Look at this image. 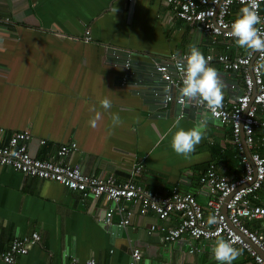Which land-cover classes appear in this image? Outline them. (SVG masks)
Segmentation results:
<instances>
[{
	"label": "crops",
	"instance_id": "obj_1",
	"mask_svg": "<svg viewBox=\"0 0 264 264\" xmlns=\"http://www.w3.org/2000/svg\"><path fill=\"white\" fill-rule=\"evenodd\" d=\"M0 15L9 19L0 28L1 144L28 130L30 156L49 159L59 146L75 143L68 159L54 160L88 175L113 176L117 183L132 178L160 196L177 187L203 207L209 196L199 177L209 164L227 178L242 175L228 126L202 110L186 107L181 113L174 104L163 106L154 64H168L193 44L202 53L221 54L222 44L211 45L161 0H0ZM114 49L132 56V77L124 86L119 71L111 70ZM210 66L227 93L233 74L216 62ZM104 98L112 103L109 110L101 106ZM97 113L101 119L93 128L89 122ZM114 114L122 121L115 127ZM205 119V136L195 152L188 158L177 155L171 147L175 132ZM137 166L141 169L134 175ZM109 206L102 198L82 197L0 166L1 249L36 232L39 241L19 264H65L71 256L130 264L132 248L142 253L139 264H218L212 256L215 241L167 244L161 233L149 232L157 223L155 214L141 215L137 206L127 205L134 207L130 226L119 227L117 215L106 224ZM176 224L173 216L168 226ZM0 264H5L1 258ZM233 264L254 263L243 252Z\"/></svg>",
	"mask_w": 264,
	"mask_h": 264
},
{
	"label": "built area",
	"instance_id": "obj_2",
	"mask_svg": "<svg viewBox=\"0 0 264 264\" xmlns=\"http://www.w3.org/2000/svg\"><path fill=\"white\" fill-rule=\"evenodd\" d=\"M161 1L173 10L178 20L198 28L211 45L222 44L221 54H203L206 58L212 57L210 64L216 62L224 73L234 76L227 93H224L223 108L211 117L204 104L193 101L187 107L205 111L212 120L230 128L242 175L227 178L219 174L213 164H209L199 177L200 185L207 187L209 196L206 207H203L192 194H183L177 187L169 195L160 196L146 190L132 178L117 183L113 176L88 175L77 166L54 160L68 159L77 148L75 143L59 146L49 159L34 158L28 152L31 139L28 130L14 132L6 143H0V166L26 177L57 183L82 197L104 199L110 205L105 211L106 224H110L113 216L117 215L119 227L130 226L134 207L127 205L137 206L141 215L147 212L155 214L157 223L150 226L149 232L161 233L163 242L167 244L185 239L190 244L196 241L216 242L219 238L234 240L233 246L242 249L254 264H264V69L257 70V66L264 63V57L260 53L241 49L230 35L231 25L237 19L236 12L240 13L246 5L241 0ZM258 3L262 23L257 27L264 31L261 9L264 0H258ZM8 23L9 19L0 15V28ZM189 53L172 56L168 64H154V72L163 85V106L174 104L181 113L186 107L178 103L184 78L180 65L186 66L184 58ZM112 57L111 70L119 71L124 86L132 77V56L127 51L114 49ZM242 136L250 152L249 157L245 154ZM40 144L44 145L45 141H40ZM140 169L141 166L135 167L133 174H138ZM210 215L217 218V222L211 225L208 223ZM173 216L177 218V224L168 226ZM248 224H252L253 228H249ZM39 239V235L33 232L30 236L14 238L3 249L0 243L1 260L5 264H19V258L27 255ZM130 256V264H139L142 259L138 248H132ZM65 264L97 263L92 258L81 261L71 256Z\"/></svg>",
	"mask_w": 264,
	"mask_h": 264
},
{
	"label": "clouds",
	"instance_id": "obj_3",
	"mask_svg": "<svg viewBox=\"0 0 264 264\" xmlns=\"http://www.w3.org/2000/svg\"><path fill=\"white\" fill-rule=\"evenodd\" d=\"M241 3L246 6L240 9V15L232 23L230 35L235 38L236 45L241 49L260 53L264 57V31L257 27L262 23L258 11V0H241ZM211 59L210 56L206 58L196 45L190 46V53L184 58L186 66L185 64L180 65L184 78L178 103L181 107H187L193 101L197 104H204L211 113V117H215L223 108L224 85L218 71L210 66ZM261 69H264V63L257 66V70ZM100 103L105 110L112 107L108 98H104ZM100 119L101 115L97 113L95 118L89 122L90 126L96 128ZM112 119L114 127L122 123L118 114H114ZM178 124L179 121L176 122V125ZM207 125L208 120L205 119L187 131L184 129L176 131L171 142V147L176 154L185 158L190 157L204 139ZM216 222L217 218L210 215L208 223L211 225ZM234 244V240L224 238L216 240L212 252L218 264H233V261L243 254L242 249H237L233 246Z\"/></svg>",
	"mask_w": 264,
	"mask_h": 264
},
{
	"label": "water",
	"instance_id": "obj_4",
	"mask_svg": "<svg viewBox=\"0 0 264 264\" xmlns=\"http://www.w3.org/2000/svg\"><path fill=\"white\" fill-rule=\"evenodd\" d=\"M242 143H243V146H244L245 154L249 157L250 156V152L248 151V149L246 148V146L244 144L243 136H242ZM223 211L225 212V209L224 208H223ZM253 248L260 254V252L258 251V249L255 248V246H253Z\"/></svg>",
	"mask_w": 264,
	"mask_h": 264
},
{
	"label": "trees",
	"instance_id": "obj_5",
	"mask_svg": "<svg viewBox=\"0 0 264 264\" xmlns=\"http://www.w3.org/2000/svg\"><path fill=\"white\" fill-rule=\"evenodd\" d=\"M217 45H218V44H217ZM248 227L251 228V229L253 228L252 224H248Z\"/></svg>",
	"mask_w": 264,
	"mask_h": 264
}]
</instances>
